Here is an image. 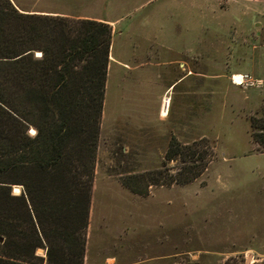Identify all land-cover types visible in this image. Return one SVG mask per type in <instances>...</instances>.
Instances as JSON below:
<instances>
[{"label":"rangeland","instance_id":"obj_1","mask_svg":"<svg viewBox=\"0 0 264 264\" xmlns=\"http://www.w3.org/2000/svg\"><path fill=\"white\" fill-rule=\"evenodd\" d=\"M17 2L113 21L84 264H264V147L250 127L264 118V83L230 80H264V0ZM200 138L214 152L193 181L144 195L123 185L129 174L166 178L182 164L166 159L169 142Z\"/></svg>","mask_w":264,"mask_h":264},{"label":"trees","instance_id":"obj_2","mask_svg":"<svg viewBox=\"0 0 264 264\" xmlns=\"http://www.w3.org/2000/svg\"><path fill=\"white\" fill-rule=\"evenodd\" d=\"M111 38L105 20L0 0V264H84ZM250 127L264 147V118L252 116ZM213 152L205 138L172 139L166 159L182 162L174 173L121 181L141 195L151 184H186Z\"/></svg>","mask_w":264,"mask_h":264},{"label":"built area","instance_id":"obj_3","mask_svg":"<svg viewBox=\"0 0 264 264\" xmlns=\"http://www.w3.org/2000/svg\"><path fill=\"white\" fill-rule=\"evenodd\" d=\"M239 75H240V80L236 81L233 77L234 74H231L230 80L232 84L241 86L243 88H247V87H260L264 83V80L262 78L253 76L252 74L247 72H240Z\"/></svg>","mask_w":264,"mask_h":264},{"label":"bare ground","instance_id":"obj_4","mask_svg":"<svg viewBox=\"0 0 264 264\" xmlns=\"http://www.w3.org/2000/svg\"><path fill=\"white\" fill-rule=\"evenodd\" d=\"M234 79L236 81H239L240 80V75L239 73H236L234 74ZM168 95L164 96L163 97V100H162V103H161V106H160V109H159V114L161 116H166L168 114Z\"/></svg>","mask_w":264,"mask_h":264},{"label":"crops","instance_id":"obj_5","mask_svg":"<svg viewBox=\"0 0 264 264\" xmlns=\"http://www.w3.org/2000/svg\"><path fill=\"white\" fill-rule=\"evenodd\" d=\"M14 4H15V6H17V4L16 3H18L17 2V0H11ZM27 11H32V10H27ZM46 13H51V14H62V15H67L66 13H63V12H46ZM239 14V13H238ZM88 18H93V19H96V20H105V21H107L109 24H113V21L112 20H110V19H108L106 16L105 17H100V18H97V17H88ZM111 55L109 54V57H110ZM171 86V84L168 86V87H170ZM234 86H236V85H234ZM237 87V86H236Z\"/></svg>","mask_w":264,"mask_h":264}]
</instances>
